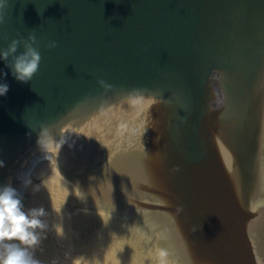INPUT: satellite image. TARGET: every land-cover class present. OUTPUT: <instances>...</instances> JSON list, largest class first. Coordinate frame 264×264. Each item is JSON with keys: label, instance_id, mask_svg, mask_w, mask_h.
<instances>
[{"label": "water", "instance_id": "95a60500", "mask_svg": "<svg viewBox=\"0 0 264 264\" xmlns=\"http://www.w3.org/2000/svg\"><path fill=\"white\" fill-rule=\"evenodd\" d=\"M33 31L0 186L45 209L41 264H264V0H10L0 48Z\"/></svg>", "mask_w": 264, "mask_h": 264}, {"label": "clouds", "instance_id": "9594fccd", "mask_svg": "<svg viewBox=\"0 0 264 264\" xmlns=\"http://www.w3.org/2000/svg\"><path fill=\"white\" fill-rule=\"evenodd\" d=\"M9 7L10 0H0V25L6 22ZM17 35L18 38L13 39L6 49L0 48V61L11 70L15 80L28 83L38 73L42 63L40 45L34 31L26 38L19 33ZM21 46L23 51H20ZM46 47L52 50L59 45L56 41H52L47 43ZM3 75L7 76V73ZM98 83L105 91L112 89V86L104 80H99ZM8 91L9 86L0 83V96H5ZM47 133L46 129L41 132L38 140L40 146ZM4 166V162L0 161V167ZM31 183L29 174L24 186L28 187ZM39 188L40 185H37L34 190L38 191ZM183 211V206L176 207L177 214ZM46 214L42 207L25 211L18 190L10 183L0 186V264H41V261L35 257V249L41 243L42 233L48 229V224L42 219ZM201 229L202 225L199 229L193 227L194 232Z\"/></svg>", "mask_w": 264, "mask_h": 264}]
</instances>
